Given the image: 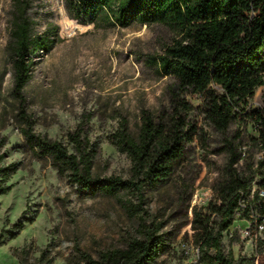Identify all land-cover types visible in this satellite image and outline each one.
Wrapping results in <instances>:
<instances>
[{
    "label": "rangeland",
    "instance_id": "374dc122",
    "mask_svg": "<svg viewBox=\"0 0 264 264\" xmlns=\"http://www.w3.org/2000/svg\"><path fill=\"white\" fill-rule=\"evenodd\" d=\"M14 2L0 0V165L19 163L6 180L11 189L0 196V264H78L76 247L94 257L122 247L138 235L140 219L113 196L79 194L66 174H59L49 159L38 158L26 142L16 118L7 46ZM72 5V0H31L28 17L37 36L50 40V48L30 53L24 106L35 133L67 142V133L80 126L97 148L94 175L128 178L130 160L110 136L121 119L136 135L142 109L154 113L168 104L167 88L176 80L160 75L152 58L164 52L174 33L160 23L133 22L123 28L103 18H76ZM186 98L194 106L189 119L205 132V140L195 139L186 163L165 184L143 192L145 222H159L168 244L153 264H198L193 211L217 201L213 186L228 161L224 136L198 108L201 99ZM262 102L264 85L256 88L249 105L256 108ZM237 130L243 153L235 166L248 173L261 155L251 142L257 134L251 123L243 127L240 116L228 136ZM120 197L138 200L128 190H121ZM245 224L238 220L231 230ZM260 235L251 242L235 232L223 235V243L235 256H253L254 264H264V242H259L264 233Z\"/></svg>",
    "mask_w": 264,
    "mask_h": 264
},
{
    "label": "trees",
    "instance_id": "16d2710c",
    "mask_svg": "<svg viewBox=\"0 0 264 264\" xmlns=\"http://www.w3.org/2000/svg\"><path fill=\"white\" fill-rule=\"evenodd\" d=\"M30 3L15 0L7 45L12 63L11 92L18 100L16 118L23 125L26 142L38 158L49 159L59 174H66L79 194L113 196L130 215L140 219L138 235L122 247L106 249L97 257L76 247L78 264H153L167 251L161 224L145 222L143 192L165 184L184 166L195 139L205 140V132L189 119L194 106L186 96L193 95L201 99V113L224 136L228 156L225 170L213 186L217 201L193 211L191 227L198 264H254L253 256H235L226 248L223 235L238 217H248L250 208L262 211L264 205V197L258 194L264 187V102L256 108L249 105L256 88L264 85V0H72L76 18H103L123 28L133 22L160 23L174 33L164 52L152 58L160 75L176 80L167 88L168 104L154 113L142 109L136 135L121 119L110 136L118 151L130 160L128 178L94 175L97 148L80 126L67 133V142L34 132L23 90L33 65L30 53L48 51L50 40L35 33L27 14ZM237 116L244 128L252 124L257 135L251 142L261 151L248 173L235 166L243 153L239 130L228 136ZM3 157L0 154V162ZM18 169L19 163L0 165V196L11 189L6 180ZM121 190L132 191L137 202L122 199ZM241 199L247 206L238 216Z\"/></svg>",
    "mask_w": 264,
    "mask_h": 264
},
{
    "label": "built area",
    "instance_id": "2783aa9c",
    "mask_svg": "<svg viewBox=\"0 0 264 264\" xmlns=\"http://www.w3.org/2000/svg\"><path fill=\"white\" fill-rule=\"evenodd\" d=\"M255 186L252 188V191L254 190ZM259 196L264 197V187L259 189L258 192ZM246 203L243 199L240 200V210L238 212L239 214L246 208ZM238 220L244 221L246 224L243 227L236 226L234 229L231 230V228L228 231V235L232 237L235 232L242 235L244 239H247L248 241L253 242L254 240L258 239L257 235H260L261 233H264V205H262V211L259 210L258 207L250 208L248 211V217H238L233 225H235V222ZM261 237V235H260Z\"/></svg>",
    "mask_w": 264,
    "mask_h": 264
}]
</instances>
